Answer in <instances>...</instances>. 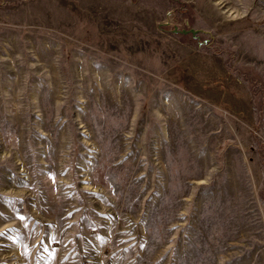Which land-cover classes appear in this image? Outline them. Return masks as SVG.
I'll return each instance as SVG.
<instances>
[{
	"label": "rangeland",
	"instance_id": "1",
	"mask_svg": "<svg viewBox=\"0 0 264 264\" xmlns=\"http://www.w3.org/2000/svg\"><path fill=\"white\" fill-rule=\"evenodd\" d=\"M0 264H264V0H0Z\"/></svg>",
	"mask_w": 264,
	"mask_h": 264
},
{
	"label": "water",
	"instance_id": "2",
	"mask_svg": "<svg viewBox=\"0 0 264 264\" xmlns=\"http://www.w3.org/2000/svg\"><path fill=\"white\" fill-rule=\"evenodd\" d=\"M174 33H181V34H192L194 37H197V33L198 31L197 30H194V29H189V30H185V29H182V30H179V29H174L173 30Z\"/></svg>",
	"mask_w": 264,
	"mask_h": 264
}]
</instances>
